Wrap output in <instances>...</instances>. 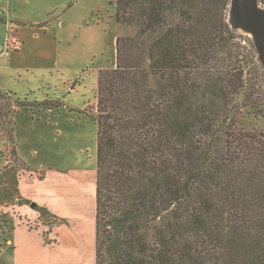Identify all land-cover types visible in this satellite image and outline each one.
<instances>
[{
    "label": "trees",
    "instance_id": "trees-1",
    "mask_svg": "<svg viewBox=\"0 0 264 264\" xmlns=\"http://www.w3.org/2000/svg\"><path fill=\"white\" fill-rule=\"evenodd\" d=\"M109 4L136 32L117 37L90 111L95 264H264V131L237 126L244 107L263 112L264 65L231 0Z\"/></svg>",
    "mask_w": 264,
    "mask_h": 264
},
{
    "label": "rangeland",
    "instance_id": "rangeland-1",
    "mask_svg": "<svg viewBox=\"0 0 264 264\" xmlns=\"http://www.w3.org/2000/svg\"><path fill=\"white\" fill-rule=\"evenodd\" d=\"M109 3L0 0V264L96 262L97 123L90 111L97 101L99 70L116 65L117 37L136 32L116 22ZM12 20L14 27L49 22L45 30L50 33L39 44L44 54L53 51L49 41L56 35L53 69L30 66L18 72L24 57L14 51L11 61L8 50L37 42L32 41L34 29H11ZM237 29L259 59L253 34ZM243 64L249 77L251 66ZM260 83L264 88V73ZM44 102L55 106L44 107ZM234 103L242 105L243 95ZM237 124L264 131V109L256 113L244 107ZM13 126L27 165L13 153ZM8 155L10 168L5 167ZM21 205L29 208L15 207Z\"/></svg>",
    "mask_w": 264,
    "mask_h": 264
},
{
    "label": "water",
    "instance_id": "water-1",
    "mask_svg": "<svg viewBox=\"0 0 264 264\" xmlns=\"http://www.w3.org/2000/svg\"><path fill=\"white\" fill-rule=\"evenodd\" d=\"M229 21L253 34L259 60L264 65V7L259 0H231ZM35 206V203H32Z\"/></svg>",
    "mask_w": 264,
    "mask_h": 264
},
{
    "label": "crops",
    "instance_id": "crops-1",
    "mask_svg": "<svg viewBox=\"0 0 264 264\" xmlns=\"http://www.w3.org/2000/svg\"><path fill=\"white\" fill-rule=\"evenodd\" d=\"M110 6L114 7V9H115L114 5H110ZM114 16H115V12H114ZM11 23L14 24V23H17V22H14V20H12V22H10L11 29L12 28H16V27H17L16 30H19V27H23V28L31 27L32 29H34L33 32H32L33 33L32 34L33 35L32 36V41L37 42L33 47H25L24 45H19V46H16V47H18L17 49H12V51L8 50L7 56L9 58L11 57V55L13 54L14 51L19 53L20 56L24 57L23 61L21 63V68H18V72L20 71V73H25L27 68L31 69L30 66H34V67L36 66L37 68H39V67H41V68H43V67L50 68L51 67L53 69V67H52L53 62H50V61L51 60H55L57 58V51H56V45H57L56 44V38L57 37H56V35L53 37L52 40L49 41V43H51L50 46L53 47V51L46 52L44 54V49H46V48H42V46L39 43L42 41L41 39L43 37L47 36L50 33V30H45V28H47V27L40 26V25H38L37 27L34 26V25L33 26H29L26 23H21L22 25L17 24V26L14 27V26H12ZM31 53H34V55H30ZM10 60L12 61V58H10ZM52 69H50V71H52ZM12 206H13V203H12ZM15 207H18L21 210L25 209L26 211L29 208V207L26 208V206H24V205L15 206ZM9 241L14 243L13 242L14 241L13 238H9Z\"/></svg>",
    "mask_w": 264,
    "mask_h": 264
}]
</instances>
